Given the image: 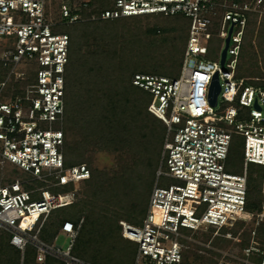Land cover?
I'll use <instances>...</instances> for the list:
<instances>
[{
  "label": "built area",
  "instance_id": "obj_1",
  "mask_svg": "<svg viewBox=\"0 0 264 264\" xmlns=\"http://www.w3.org/2000/svg\"><path fill=\"white\" fill-rule=\"evenodd\" d=\"M67 1L59 5L55 19L52 0H0V65L5 69L0 80V168L7 162L32 181L45 182L31 189L16 178L0 183V233L8 234L9 244L20 251L21 264L27 247L34 250L37 264L47 258L62 264H96L73 253L82 218L77 225L64 220L51 242L40 236L51 213L77 199L75 191L55 193L50 188L76 185L90 176L85 163L64 166L61 124L69 37L58 26L79 21V8L96 0ZM219 6L225 7L217 32L222 45L218 56L208 58ZM247 11L255 10L234 0H113V8L100 12L101 19L159 14L188 18L179 75L136 73L131 79L150 94L147 110L165 126L147 212L140 225L118 222L121 235L137 244L133 264H186L184 240L209 229L212 237L231 239V229L239 223L263 220L264 204L254 215L246 211L250 163L263 168L264 192V75H237ZM21 64L29 68L18 69ZM32 66L33 83L26 85L24 96H14L9 84L29 79ZM215 74L220 90L212 105L208 96ZM235 135L243 138L241 174L226 169ZM161 177L176 182L162 187ZM60 232L69 237L66 249L54 243ZM255 235L252 231L240 251L218 250L222 255L215 264H264V242Z\"/></svg>",
  "mask_w": 264,
  "mask_h": 264
},
{
  "label": "trees",
  "instance_id": "obj_2",
  "mask_svg": "<svg viewBox=\"0 0 264 264\" xmlns=\"http://www.w3.org/2000/svg\"><path fill=\"white\" fill-rule=\"evenodd\" d=\"M234 1L243 3L240 0ZM260 2L264 8V0ZM101 10L104 9L96 8L93 3L83 7L79 12L80 20L65 24L68 30L63 31L69 37L61 124L64 166L69 168L85 163L90 169L89 178L82 182L88 186L85 191L87 197H79V185L73 183L50 188L55 193L75 191L77 200L68 206L55 209L48 218L50 222L44 224L40 236L51 242L64 220L69 219L77 225L83 217L73 245V253L96 264H129L132 258L134 260L136 250L134 252V248L126 244L118 247L114 244V238L118 234L121 239L131 241L121 235L118 222L122 219L118 217L119 210H123V204L132 209L134 214L138 209L143 189L148 183L154 182L165 133L163 122L147 110L148 103L143 102L139 90L141 88L133 85L131 79L134 74L142 73L144 69L156 70L157 66L163 67L164 64L155 62L153 56L162 51L167 43L168 55H175L173 65L176 55L183 49L177 45V42L182 45V31L179 27L169 31L151 15L101 19ZM245 14V34L237 75L263 77L264 71L259 64L262 60L264 65V14L256 35L254 27L258 14L252 11ZM218 15L217 10L211 25L213 36L209 40L208 58L217 56L222 45V40L217 37L220 25V21L218 23L216 20ZM129 18L135 19L136 27L123 25ZM138 18L146 19L147 24H142ZM162 32L164 35L168 33L169 37L163 39L156 36ZM33 68L32 66L28 70L29 79H18L9 84L8 89L14 96L25 95L26 85L33 83ZM241 71L245 75H240ZM4 73L5 69L0 65V80ZM54 127L59 125L54 123ZM76 129L81 133V140L71 139ZM64 133L69 135L70 140L65 139ZM91 141L99 150L116 153L117 166L110 171H92L86 163L84 153L85 148L92 144ZM231 151L232 146L229 156L233 154ZM258 166V187L252 186L248 174L246 211L253 215L264 204L263 168ZM26 182L23 183L25 189L33 188ZM67 208L71 210L65 216ZM241 223L231 229L233 235L238 232L237 228L239 229ZM89 229L95 230L96 234L90 236ZM97 235L101 237H94ZM20 257V251L9 244V235L0 233V264H20ZM34 259V250L27 247L23 264H37ZM42 264L62 263L47 258Z\"/></svg>",
  "mask_w": 264,
  "mask_h": 264
},
{
  "label": "rangeland",
  "instance_id": "obj_3",
  "mask_svg": "<svg viewBox=\"0 0 264 264\" xmlns=\"http://www.w3.org/2000/svg\"><path fill=\"white\" fill-rule=\"evenodd\" d=\"M243 1L241 5L244 3H247L250 8H252V12H256L258 15L256 17L257 23L254 27V35L257 33V29L259 26V22L262 19V15L264 14V9L262 2L259 3V0H240ZM68 3L69 1L67 0H52L51 2V8L53 10L52 16L56 19H58L59 15V5L62 3ZM219 2H224V4H228L230 0H219ZM239 4V3H238ZM239 4V5H240ZM96 8L99 9H105V8H113V0H96L93 3ZM91 7V5L89 6ZM87 7V8H89ZM82 8L80 9V12L82 11ZM225 7H218V13L219 15L217 16L216 20L219 23L220 18H221V13ZM216 10V11H217ZM52 12V11H51ZM152 17L157 18L158 22L160 25H163L164 28H168L170 31L171 29H178L180 28L181 32V43L177 42L178 47L180 46L181 48L184 49L186 40H187V29H188V18L184 17L183 15H170V16H165L163 14L159 15H151ZM141 19L142 24H147L146 19L138 18ZM135 19L129 18L125 21L123 24L126 27H136V23L134 21ZM121 26L118 28L120 29ZM59 31H67L68 28L65 27V25H59L58 26ZM157 37H169V34L166 33L165 35L163 32L160 34L158 33L156 35ZM169 44H165L163 46L162 51H159L158 53H155L153 58H155V62L158 64L164 66H157L156 70L153 69H144L141 71L144 74H160V75H166L168 77H177L179 75L180 71V66H181V59H182V53L183 49H181V52L176 55V62L172 65L173 60L175 59V55L169 56L167 51H168V46ZM219 53L217 54V56ZM172 65V66H171ZM259 66L262 68V71H264V65L261 60V64ZM29 68V64H21L18 69H26ZM240 75H245L243 71L239 72ZM141 92V96L143 98V102L147 104L150 100V94L142 89H139ZM32 95V93H30ZM222 103L219 102V106H221ZM59 122H57L58 124ZM59 125V124H58ZM65 130V127H64ZM65 139H69V135L64 133ZM81 133L79 130L76 129V131L73 134V137L71 139L73 140H81ZM242 142L243 138L239 135H235L233 140H232V151L233 154H231L227 160L226 163V169L230 173H235V174H241L242 169H243V160H242ZM92 144H89L85 150V158H86V163L88 166L91 168L92 171H110L111 168L117 166V155L116 153H111L108 151H103L99 150L97 146L94 144L93 141H91ZM234 149V150H233ZM231 151V153H232ZM248 174L250 175V180L251 184L254 187H258L260 184V166L256 164L250 163L247 167ZM19 179L20 181H27L26 183L31 184V187H38L43 185V182L40 181H32L31 176H29L26 173H23L21 170L17 169L16 167L10 165L9 163L5 162L3 164V167L0 168V183L5 184L8 183L12 179ZM32 181V182H31ZM83 181L78 182L76 185H79L80 189V194L79 197L86 198V190L88 189V186L86 183H82ZM176 181L167 177H161L159 180V185L162 187H167L168 184L175 183ZM105 186V185H104ZM153 186L152 183H148L147 186L143 189V193L141 194V201H139L138 209L136 210L135 214L132 209L129 207H126L125 204H123L121 207H124L123 210H119L120 213L118 214V217L121 218L122 220H125L131 224L134 225H140L143 217L145 216L148 208V203H149V196L150 192ZM59 188H57L58 190ZM51 191V190H50ZM78 197V198H79ZM77 200V199H76ZM112 200V198L110 199ZM70 208L65 209L67 216L69 214ZM114 211V210H113ZM111 211V212H113ZM83 219V217H82ZM94 219H97L96 216H94ZM80 221V220H79ZM50 220H47L46 224L49 223ZM238 232L234 235L233 238L231 239H222L218 236L212 237L211 236V231L210 229L207 232H201L197 236L193 237L191 240H184V245H186V248H184V262L187 264H215L217 260L220 258L222 255V252L218 250H237L240 251V249L249 244V241L251 240V232L255 231V239L258 240L259 242H264V217L263 220H259L257 217H254L252 220L248 222H243L239 225V229L237 228ZM101 231V230H99ZM187 231V230H186ZM225 229L222 230L224 232ZM89 235L91 236L92 234H96L95 230H88ZM120 233V232H119ZM94 237H101V235H97ZM114 244L115 246H120V245H129V247L134 248V252L137 248V244L131 241H127L125 239H121L120 235L118 234L117 238H114ZM55 244H58L61 246V249H66V247L69 244V237L65 233H59L54 240ZM207 244H209L207 246ZM252 260L258 261L257 258L251 257ZM134 260L133 258L130 260L129 264H133ZM20 264H21V257H20Z\"/></svg>",
  "mask_w": 264,
  "mask_h": 264
},
{
  "label": "water",
  "instance_id": "obj_4",
  "mask_svg": "<svg viewBox=\"0 0 264 264\" xmlns=\"http://www.w3.org/2000/svg\"><path fill=\"white\" fill-rule=\"evenodd\" d=\"M232 27L233 24L230 25L229 30H228V36L225 38L224 40V47L221 51V58H220V63L223 64L224 59H225V55H226V50L229 44V39H230V33L232 31ZM220 90V86H219V82H218V77L217 74L214 75L211 85L209 87V101L212 105L216 104V100H217V95L219 93Z\"/></svg>",
  "mask_w": 264,
  "mask_h": 264
},
{
  "label": "bare ground",
  "instance_id": "obj_5",
  "mask_svg": "<svg viewBox=\"0 0 264 264\" xmlns=\"http://www.w3.org/2000/svg\"><path fill=\"white\" fill-rule=\"evenodd\" d=\"M155 211H156V213H158V212H159V211H158V209H156Z\"/></svg>",
  "mask_w": 264,
  "mask_h": 264
}]
</instances>
